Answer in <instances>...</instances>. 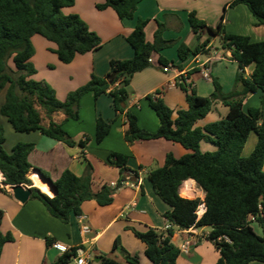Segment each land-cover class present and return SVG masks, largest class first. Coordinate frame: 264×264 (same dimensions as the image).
<instances>
[{
  "label": "trees",
  "instance_id": "16d2710c",
  "mask_svg": "<svg viewBox=\"0 0 264 264\" xmlns=\"http://www.w3.org/2000/svg\"><path fill=\"white\" fill-rule=\"evenodd\" d=\"M74 1L0 0V91L7 87L0 115L16 133L38 131L66 146L78 145L83 148L88 141L87 136L75 143L63 130L62 123L52 122L50 116L61 112L64 121L78 120V104L84 94L91 92L95 97L108 94L115 113H124L127 128L123 137L127 143L161 138L189 151L179 158L168 153L161 167L147 173L154 193L168 206L163 217L172 225L166 231L152 228L143 232L133 230L134 236L145 245L144 254L151 264H177L179 249L170 241L173 229L184 230L190 226L210 228L206 239L219 254L215 264L264 263V236L257 235L249 225L250 216H254L255 221L264 222V41L252 42L247 36L227 34L220 22L214 28L207 27L194 13H189L188 22L193 32L198 33L205 28L210 36H219L221 48L229 51L230 59L236 62L233 87L224 93L217 79L212 78L213 91L207 97H200L183 80L177 85L184 93L187 107L177 110L175 117L160 97L161 91L156 90L147 95L146 100L159 119V127L155 132H148L138 126L136 117L125 110V105L133 74L147 68L150 65L148 59L171 44L162 39L163 27L160 24L152 42H148L144 33L147 21L137 18L133 30L126 36L132 57L111 60L105 77L91 75L85 84L70 91L63 101L56 99L54 91L46 84L30 78L35 72L29 63L34 53L30 42L32 36L38 35L53 43L54 54L63 64L70 63L76 55L99 48V38L89 31L77 15L61 13ZM140 1L103 0L96 8L112 9L119 20L132 19ZM237 4L247 7L257 26L264 25V0H232L229 6ZM207 40L193 50L180 44L177 48L178 59L183 61L190 54L199 53ZM157 61L160 66L169 63L162 56ZM251 65V73L245 77L243 69ZM256 92L260 93L258 105L243 109L245 97ZM214 102L226 106L227 114L202 127L196 126L210 112ZM35 106L49 119L47 126L41 125ZM110 126L111 122L96 118V143L108 134ZM251 133L255 135L256 142L248 156L244 157L242 149ZM4 141L0 127L3 184L31 186L27 174L32 166L27 157L33 144L16 143L6 152L3 149ZM201 142L211 144L214 150L202 152ZM127 159L126 155L115 152L108 157L109 163L119 167L122 172L126 170ZM187 179L193 180L204 193L205 211L197 221L195 210L200 200L182 198L178 194L179 186ZM51 183L55 188L51 198L38 190L32 192L31 197L39 199L49 215L62 223H68L70 214L80 215L84 201L94 200L98 206L109 205L115 189L102 185L93 192L89 164L85 166L83 176L76 177L64 170ZM119 185L120 182L116 187ZM2 216L0 210V222ZM11 240L10 234L0 232V251L3 244ZM112 250H119L123 262L101 255L98 264H139L137 257L123 250L118 240L114 241ZM74 255L75 248H72L51 264H69Z\"/></svg>",
  "mask_w": 264,
  "mask_h": 264
},
{
  "label": "crops",
  "instance_id": "0c3cea01",
  "mask_svg": "<svg viewBox=\"0 0 264 264\" xmlns=\"http://www.w3.org/2000/svg\"><path fill=\"white\" fill-rule=\"evenodd\" d=\"M231 1L141 0L132 19L119 20L112 9L96 8L103 0H75L72 6L67 7L65 15H77L89 31L99 38L100 46L95 51L76 55L68 64L56 60L57 70H64V78L54 76L50 82L55 86L63 80L58 85L63 88L59 92V100L65 99L68 92L85 84L91 75L105 77L109 72L111 60L132 57L133 52L126 42V36L133 30L137 18L147 21L144 28L146 41L152 42L154 32L160 24L163 27L162 39L171 42L169 47L152 56V63L147 68L134 73L130 79V94L125 110L136 117L140 128L155 132L159 127V119L146 100V96L156 90L161 91L160 97L173 111V117L177 110L186 109L184 93L177 85L178 73L188 74L191 88L197 96L207 97L211 94L212 78L217 79L224 93L229 92L237 71L236 62L230 59L229 51L221 48L219 36H210L205 28L198 33L193 32L188 15L194 13L207 27L214 28L220 22L227 34L247 36L252 42L264 41V25H256V20L245 5L230 7ZM35 36L30 39L33 44L42 47L45 53L48 50L54 53L53 43L42 37L43 40H39ZM206 39L208 40L199 53L190 54L183 61L178 59L177 48L180 44L193 50ZM159 56L169 62L170 71H161L157 61ZM206 61H209L207 65L210 66L209 78H204L202 73L201 65ZM59 63L65 66H59ZM252 67L251 65L244 68L245 77L250 75ZM256 94L259 102V92L248 94L243 101V109L257 106L252 103ZM227 111L226 106L214 102L210 112L198 121L196 126L202 127L219 120ZM78 115V120L64 121V115L56 112L50 116V120L57 124L62 123L63 130L75 143L87 136L88 141L83 148L78 145L66 146L38 131L16 133L12 128H2L5 137L3 149L9 152L16 143L33 144V149L27 157L32 166L27 175L32 184L28 187L42 191L41 193L49 198L53 193L35 185L32 176L37 173L32 171L40 172L54 182L64 170L70 171L76 177L83 176L85 166L89 164L92 169L93 192L99 190L102 185L115 188L112 202L107 206H98L94 200L84 201L80 207V215L70 214L68 223H62L49 215L39 199L30 196L24 203H19L12 197L8 185L0 187V210L3 213L0 232L8 233L12 237V240L4 243L1 248L0 264H51L63 254L56 249L54 243L69 250L82 246L92 257V264H98V257L101 255L123 262L119 250H112L115 240H118L123 250L135 255L139 264H151L144 254L145 245L134 236L133 230L143 232L152 228L161 231L165 223L163 214L168 210V206L154 193L147 173L151 169L161 167L168 153L179 158L189 151L177 143L161 138L127 143L123 137L127 128L124 113H115L108 94L97 97L91 92L84 94L79 100ZM39 116L41 125L47 126L49 119L40 113ZM97 117L111 122L108 134L99 143L94 139ZM253 139L250 149H246L247 141L244 144L242 156H248L253 149L255 135ZM200 150L213 151L214 147L207 142H201ZM113 152L128 157L125 171L122 172L119 167L109 163V154ZM119 182V187H116ZM178 194L186 199H204V193L191 179L181 183ZM79 216L84 219L81 221ZM83 224L89 226V233H82ZM249 225L257 235L264 236V222L253 221ZM209 231V227H194L193 231L173 229L170 241L179 249L177 264H215L219 254L205 237ZM186 240L190 245L188 252L183 253L181 247Z\"/></svg>",
  "mask_w": 264,
  "mask_h": 264
},
{
  "label": "rangeland",
  "instance_id": "374dc122",
  "mask_svg": "<svg viewBox=\"0 0 264 264\" xmlns=\"http://www.w3.org/2000/svg\"><path fill=\"white\" fill-rule=\"evenodd\" d=\"M66 11H67V8L62 9L61 13L63 15H65ZM35 37L39 38V40H43L39 36H35ZM49 44H51V43H49ZM31 45L33 47V52L35 54H34V58L29 60V63L31 64V66L33 67L35 72L30 78L32 80H34V81H37V82H40V83H45L48 87H50L54 91L56 99L59 100V92H61L63 90V88H59V87H62V86H58V85H60L63 82V80H62V82L60 81V83H58V85H55V86L50 81L53 80L54 76H60L63 79L64 78V76H63L64 70H62V69H60L61 71L57 70V68H58L57 67L58 63L57 62L58 61H56L57 59H56V56H55L54 53H52L50 50H48V52L45 53V51L42 50V47L38 46L37 44H33L32 42H31ZM59 66H65V65H61L59 63ZM6 89H7V87H4L0 91V106H1V104L3 102V100H4ZM63 99H61L59 101H63ZM252 103L258 105V94H256L254 96V98L252 100ZM35 107L38 109V111L41 114V116L44 117V112L38 106H35ZM0 127L1 128H11L10 125L6 122L5 118L2 117L1 115H0ZM250 136L251 137H249V139H248V141L246 143V149H250L251 144H252V140H254L253 139L254 138V134L251 133Z\"/></svg>",
  "mask_w": 264,
  "mask_h": 264
},
{
  "label": "built area",
  "instance_id": "2783aa9c",
  "mask_svg": "<svg viewBox=\"0 0 264 264\" xmlns=\"http://www.w3.org/2000/svg\"><path fill=\"white\" fill-rule=\"evenodd\" d=\"M148 63H152V59L149 58L148 59ZM209 64V61H206L204 63H202V70H203V76L204 78H209V70H210V66L207 65ZM171 70V66L170 65H166V66H161V71L166 73L168 71ZM243 73L245 74V70L243 69ZM189 76L186 72H181L177 74V80L178 83H181L184 80V83L189 84ZM191 87V85H190ZM4 182V175L0 170V187H4L6 185L3 184ZM205 211V205L203 201H200L199 204L196 207L195 210V215H196V221L202 216V214ZM81 221L84 219V217L79 216L78 217ZM255 221V217L254 216H250L249 217V222H253ZM172 227L171 223L169 221L165 220L164 226L162 228L163 231H166L168 229H170ZM195 226H190L189 228H187V231H193ZM81 231L82 233L86 234L89 233V226L86 224H83L81 226ZM207 237V235L205 236ZM190 245V242L188 240H186L182 247H181V252L183 253H187L188 252V246ZM54 246L56 247V249H58L61 253H65L67 251H69L68 248H66L65 246H62L58 243H54ZM93 263V259L90 256L89 252L87 250H85L82 246H78L75 247V255L72 257L71 262L69 264H92Z\"/></svg>",
  "mask_w": 264,
  "mask_h": 264
},
{
  "label": "water",
  "instance_id": "95a60500",
  "mask_svg": "<svg viewBox=\"0 0 264 264\" xmlns=\"http://www.w3.org/2000/svg\"><path fill=\"white\" fill-rule=\"evenodd\" d=\"M36 172L37 175L45 180L49 186L53 190V195L55 194V188L53 187L51 181L47 178H44L39 172L37 171H32ZM9 190L11 191L12 197L18 201L19 203H24L32 194V192H37L38 189L32 190L31 187H28L27 185H15V186H9ZM39 191V190H38ZM96 262L98 261L97 259L95 260Z\"/></svg>",
  "mask_w": 264,
  "mask_h": 264
},
{
  "label": "bare ground",
  "instance_id": "6f19581e",
  "mask_svg": "<svg viewBox=\"0 0 264 264\" xmlns=\"http://www.w3.org/2000/svg\"><path fill=\"white\" fill-rule=\"evenodd\" d=\"M32 179L35 183L36 186L40 187L41 189H43L46 192H51L53 193L52 188L49 186V184L42 180L39 176H37L36 174L32 176Z\"/></svg>",
  "mask_w": 264,
  "mask_h": 264
}]
</instances>
